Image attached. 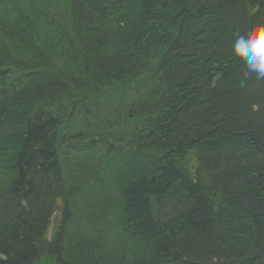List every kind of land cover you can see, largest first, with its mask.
Masks as SVG:
<instances>
[{
  "label": "trees",
  "instance_id": "16d2710c",
  "mask_svg": "<svg viewBox=\"0 0 264 264\" xmlns=\"http://www.w3.org/2000/svg\"><path fill=\"white\" fill-rule=\"evenodd\" d=\"M264 0H0V264H264Z\"/></svg>",
  "mask_w": 264,
  "mask_h": 264
},
{
  "label": "clouds",
  "instance_id": "9594fccd",
  "mask_svg": "<svg viewBox=\"0 0 264 264\" xmlns=\"http://www.w3.org/2000/svg\"><path fill=\"white\" fill-rule=\"evenodd\" d=\"M233 35V53L245 62L246 75L255 73L257 79L264 80V21L236 26Z\"/></svg>",
  "mask_w": 264,
  "mask_h": 264
},
{
  "label": "rangeland",
  "instance_id": "374dc122",
  "mask_svg": "<svg viewBox=\"0 0 264 264\" xmlns=\"http://www.w3.org/2000/svg\"><path fill=\"white\" fill-rule=\"evenodd\" d=\"M41 264H43V263H41Z\"/></svg>",
  "mask_w": 264,
  "mask_h": 264
}]
</instances>
